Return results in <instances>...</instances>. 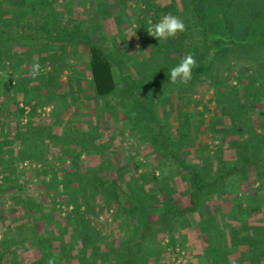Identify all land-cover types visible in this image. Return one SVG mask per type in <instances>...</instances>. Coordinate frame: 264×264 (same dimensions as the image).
<instances>
[{
	"label": "trees",
	"instance_id": "obj_1",
	"mask_svg": "<svg viewBox=\"0 0 264 264\" xmlns=\"http://www.w3.org/2000/svg\"><path fill=\"white\" fill-rule=\"evenodd\" d=\"M19 1L24 3L21 5ZM57 1L58 0H38L39 5H36V2H32L30 5H28L26 0H18L16 2L12 0H0V3H3L1 4L3 6L2 12H4L1 15H3L5 18H10L16 13H25L27 15L28 13L33 12L32 8L34 5H36V7H34V11L37 10V6L40 8L38 15L40 18L39 24L34 26L28 24L29 27L24 26L25 28L27 27V30L26 34L22 35V37L18 36L17 38H14L12 32H8V29L11 28H6L2 25L0 26V32L2 27L4 30V34L0 33V66H4V61L6 59V67L9 65L8 69H13L19 64V61L24 62V60L34 57L30 56L28 53L39 55L41 51L47 52L48 54L45 57L40 56L37 60L48 62L51 55H55L54 53L58 52V54L55 56V61L51 62V72L43 73L39 76V78L33 79L29 73H25L26 76L21 75L18 81H16L14 76L9 74V70V72H4V75H0V127L3 129L2 132L4 134L3 138L0 139V182H2V184H0V193H2V191H4L6 188H11L15 191V195L12 196L14 209L9 215V218L12 217V219H14V223L19 225V223H17L19 218L18 216L14 215L15 212L22 211L24 212V215H28L29 219L24 220L23 225L20 224L16 227H19L18 229L22 230L25 227H28L29 231L33 235L35 234L34 237L30 238V241L33 242H31L32 244L36 245L38 251L42 254L41 258L36 264H50V262L54 264H60L59 261H61L62 256L66 257L68 261H72L73 264H77L78 258L73 259L72 256H70V249L63 241L64 236L61 233V229L59 230L61 227V220L59 219V216H54L52 218V221L55 223L57 222L55 226L59 231V236H55V238H53L51 232H45L41 237H39L35 233L37 229L35 227L37 218L34 211L35 209L44 207L43 205L45 202L41 200L42 198L33 199L26 196L25 189L27 187L24 184V180L22 182V178L25 180L38 178L40 180L44 177V173L42 169H24L22 168V164L26 159H30L32 165L36 162L40 163L42 164V168L45 167L46 171L49 168V164L46 161V163H44V161L40 162L42 161L40 160L41 155L36 151L35 148H14V146L18 144L17 133L20 132L21 125L16 123L13 118L20 115L24 116L25 110L20 107L22 102H24L26 105H29L32 111L31 115H35L39 106L50 105L53 103L55 104L57 100L60 99V96L71 105L75 99L82 95V91L79 93L78 88H75L74 85L80 80V72L74 71V69L82 64L81 60L76 62L78 58L76 57L77 55L75 52L79 43H82L86 49V52L89 54L88 79L91 80V91H94L96 98H106V105L114 102L115 105L123 110L124 115H126V117L132 121L135 129L140 133L141 141L149 144L155 149V151L158 149L169 151V155L175 156L177 160L179 159L178 154H175L172 151V148H178L180 144L183 143V138L186 136L177 137V135H174L170 130L165 132V130L162 129V131H156V129L154 130L152 128L156 124H158L159 128L161 124L157 117V108L163 105L165 99H167L169 96V92L175 91L177 88L179 92L185 90L187 92H191L199 85H201L203 88L210 87L212 83L216 85V80H214L213 77L209 75L212 65L211 58L219 56L222 51L226 50H236V48H247V50L249 48V50H255L258 49L259 46L264 45V0H180L184 7V14H186L185 20L189 25L187 26V29L191 31L190 36L189 34L182 32L178 33V37L169 38L165 42L162 41L159 43L156 38L150 36L152 40L147 38V41H149V43L154 41V45L150 46L149 43L146 44L148 49L151 51L156 50L164 57L170 56L172 58H176L177 60L173 63L170 62V65H168L167 69L162 74H160L159 77L149 78V76L147 77L148 73L145 71L144 73L142 72V76L140 74V77H136V75L132 74L131 70L129 69V72L125 73L123 77L120 76V79L117 80L114 71V66L116 65L114 60L117 59L118 62H123L125 58L119 56L117 57V52H111L109 48L105 46L104 38L106 39V37L103 35L100 37L98 36L100 35V33L98 34V21L92 23L90 28H88V33H86L83 27L80 25H64L62 21L59 20L60 18L56 20L54 14L56 12L54 4L56 5ZM146 4L150 3L146 2ZM101 10L104 11L105 8H101ZM98 11L100 13L102 12L100 9H98ZM143 25L146 27L148 26L147 23H143ZM33 28L38 30H35L34 35L35 38H39V42H37V44L35 41L33 42L31 40L32 35H30V31ZM20 30L22 33V28ZM10 34H12V36ZM146 36L147 35H144L143 37L146 38ZM188 40H191L190 42L192 46L186 51L184 47L186 45V41ZM22 41L30 46L31 50L27 51V55L18 54L9 56L8 58L3 57L2 45L6 46L9 44L7 49H12L14 45H17V43ZM144 41L147 42L146 40ZM113 42H116L115 37ZM33 49H35V53H33ZM67 49H70L69 55L64 57L62 52ZM176 49L178 50L177 52ZM183 52L186 55L192 54L197 61V66L192 70V78L187 84H177L172 88H167V95L166 92H164V95H161L162 97H160L161 99L158 102L156 99L158 89L165 86V84L170 81L168 76L170 70L177 66L181 59L186 56L182 55ZM204 54H206L207 57H205L202 62H199L200 56H203ZM70 58L74 60L72 64L69 62ZM9 61H12V64H9ZM144 67L146 70H148L150 66L146 64ZM66 71L70 73V76L66 80H63L62 76L64 73H66ZM130 77L133 78L132 81L130 80ZM253 79L254 83L258 81L257 76H254L252 80ZM122 80L123 83L120 84L119 82ZM259 81L262 82H258L257 87L255 86L256 88L253 93V99H250L249 97L250 104L255 103L253 107L248 104L247 99L245 102L239 100L232 103L228 102L229 105L227 106L228 109H233L234 114H238L240 116L249 115L250 117L252 115L257 116L256 121L251 123L253 130V125L255 126L256 122L260 124L261 118H259V113L261 111L260 109L264 108V73L262 80L260 79ZM127 82H129V84H125ZM78 86L80 89H82L80 85ZM179 86H185V88L183 89ZM33 88H38V90L41 88L44 94H41L40 92L39 95H37L33 92ZM139 88L140 91H138ZM216 88V94L221 95L222 90L218 87ZM233 91H237L235 90V87L233 88ZM141 92L144 93L143 97H141L143 94ZM192 97L193 95L188 93V95L184 98L189 103L188 105H185V108H182L181 113L184 119H187L190 115H193L192 113L197 114V112L192 111V108H197L199 103H193ZM222 102H224V97ZM198 113L200 115L199 118H203L204 115L200 114V112ZM182 124H184L183 121ZM161 132L163 135H161ZM6 144H8V146H6ZM79 150L80 152L78 154L80 155L82 153L88 154L85 148H79ZM80 155L78 157H80ZM243 161L244 164H246V167L243 168L244 170L249 171L251 167L257 168L259 170L261 166L264 167V164L262 165L263 160L260 158L257 160L253 157H250L248 154L243 158ZM147 165V163L144 164V166ZM49 166L52 167L51 165ZM183 166L184 170L188 171L192 176L197 175L196 173L198 172L196 170H192L191 168L187 167L186 164H183L182 167ZM142 167V163H137L135 165L136 172H138ZM49 172H52V170L49 169ZM55 172L57 174V169L54 171V176H52L53 179L50 183L47 184L41 180V188L46 192V194L48 192L52 193L54 197L55 194H58L56 196H59V194L61 195L62 192L63 200L65 201V199H68V197H66L65 190H70V193L72 194L74 188L73 186L78 184L79 180H75L77 178L74 179L73 177H68L63 181H60L58 180ZM233 172L234 169H231L230 167L228 168L227 166L223 165L222 162L221 168H218L216 172V179H213V182L209 185L203 183L201 180V182L196 184L195 192L207 189L209 187H213L215 189L220 188L223 186L221 184L223 182L222 180L225 177L232 175ZM153 173L154 174L151 175L153 178L152 180H154L156 183H160L161 181L156 176L155 171H153ZM97 175L86 178L89 182L90 188L95 189V187L98 186V189H100V192H102L101 194L104 195L108 200L113 201L114 197L118 196L120 199H122L118 201V211L123 213L136 210V215L140 217V213L143 211L144 196H146L140 187H137L138 189L136 188V190H134V188L131 186L130 195L128 193V191H130L129 189L128 191L123 192V187H121V184L115 183L112 180H108V178H102L103 176L99 175V171ZM259 175L261 176V174ZM144 179H147V177L145 178L144 176ZM62 186L63 190L60 189ZM164 191H166V189H164ZM160 192H162L161 195L165 199H167V197L169 198L167 193L161 190ZM168 193L171 195V191H168ZM86 196H90V194ZM79 198L81 197L77 196L76 198L77 204L81 203ZM195 198L196 195H193V201L198 205L199 202H197ZM84 199V197L81 198V200ZM84 203H86L87 207L90 208L93 204L90 201L89 205L87 200L86 202L84 201ZM125 204H130L131 207L126 206ZM76 207L77 213L80 214V205ZM158 207H160L158 209H163V216H161L157 222H143L146 230L142 231V233L137 232V236L135 237L141 238L143 241L145 235H147L150 229H153L156 233L162 232L171 235L173 234V228L167 219L168 216L170 218L173 216L174 219H177L179 216L185 215L186 213H191L193 211L191 208L181 209L180 206L170 201L159 204ZM28 221H30L29 225H27ZM166 223L168 225H166ZM54 240H56V242H54ZM50 241H53L54 244L57 243L56 246H54L55 251L50 247ZM170 241L171 242L168 244V247L174 246L175 238L172 237ZM7 242H9L7 239L0 241V264H11L13 262V258L8 260L9 251L5 245ZM138 248L143 247L138 245ZM157 251L159 252L158 254H161L165 250L162 248V250L157 249ZM127 252L128 255L126 259L120 261L119 264H134L133 262L135 260H132V250ZM56 253L61 255V257L57 256ZM94 257L95 256H93V258Z\"/></svg>",
	"mask_w": 264,
	"mask_h": 264
},
{
	"label": "rangeland",
	"instance_id": "obj_2",
	"mask_svg": "<svg viewBox=\"0 0 264 264\" xmlns=\"http://www.w3.org/2000/svg\"><path fill=\"white\" fill-rule=\"evenodd\" d=\"M12 1L16 2L18 0H12ZM92 1L93 0L75 1L74 3L77 5L75 4H74L75 6L72 5L73 8L70 10L71 14L69 15L66 9V5H64V3L66 4L68 1L58 0L55 5L56 12L54 14H55L56 19L58 20L60 18L59 20H61L64 25H68V26L69 25L70 26L80 25L83 27L86 33H88V28H90L92 23H94L97 20L100 21L99 28H98L99 29L98 34L100 33V35L98 36L99 37L101 35L105 36L106 37V39L104 38L105 46L108 47L111 52H114V51L117 52V57L119 56V57L125 58L123 62H118L117 59L114 60L116 64L114 66L115 67L114 71H115L117 80L120 79V76L123 77L125 73L129 72L130 68L136 67V66L138 68L140 67L143 73L144 71L147 72L148 73L147 77L149 76V78H155L156 75L162 74L167 69L168 65H170V62L173 63L174 61L177 60L176 58H172L170 56L164 57L156 50L151 51L150 49H148L146 44L149 43V41H147L148 40L147 38L152 40V38H150V35L147 32V28L149 27L150 24H155L159 22L160 18L165 14L172 13L180 17L185 22L186 27L189 26L185 20L186 14H184V7L180 0H148L147 3L149 2L150 4H144L142 0H138L136 2L135 0H125L126 5H127L125 8L118 7L115 10H109L105 8V11H102L100 8L101 6L99 7L98 4ZM33 2H36V5H39L38 0H33ZM99 8H100V11H102L101 13L98 11ZM143 23L145 24L147 23L148 26L147 27L144 26ZM15 29L17 30L16 26H15ZM185 33L189 34L190 36L191 31L187 29ZM144 35H147L146 38L143 37ZM192 35L194 36L193 33ZM114 37H115L116 42H113ZM176 37H178V34ZM144 40H146L147 42H145ZM157 41L159 43L162 41L165 42L166 40L159 41L157 39ZM190 41L188 40L185 43L186 45L184 49L186 51L187 49H190L192 46ZM18 44L13 46L15 47L14 48L15 50L18 48L17 47ZM149 45L150 46L154 45V41H152V43L150 42ZM177 49H176V52L179 50ZM245 50H247V48L245 49L236 48V50H226V51H222L219 56L217 57L215 56L211 58L212 65H211L209 75H211V77H213V79L216 80V85L212 83V85L208 88L207 87L203 88L201 85H199L198 87H195L194 90L191 92L189 91L187 92L186 90L179 92L178 88L175 91H170L169 96L167 99H165L163 105L157 108V112L160 115L163 114V118L165 117L167 121H169L168 119H170L174 115V119H175L174 122L178 124V130L177 131L175 130L174 133L177 135V137L186 136L185 138H183L184 144L181 143L180 146L182 144L183 146H185V144L187 143L188 145H191V148H198V149L199 148H238L240 158L243 159L248 154L250 157H253L257 160L258 158L263 160L262 161V165H263L264 164V136H263L264 135V121H263L264 108L260 109L261 110L259 113V116H260L259 118H261L260 124L256 122V124L258 125L256 124L255 126L253 125L254 128L256 129L258 128L257 130L261 132V134H263L262 135L263 137L261 139L262 141L259 140L256 142L260 150L257 149L254 151V148L250 146V142H247L246 138L244 137L246 133H244V130L242 129V127H240V120H239L240 116L238 114H234V111L232 108L228 109L227 107L229 105L228 102L232 103L238 100L245 102L246 99L248 101V104L253 107L255 103L250 104L249 97L250 99H253V93H254L255 88L258 85V82L260 83L262 82L259 80L260 79L262 80V76L264 73V45L259 46V48L255 50L253 49L249 50V48L247 51ZM69 52H70V49L69 50L67 49V50H64L62 54L64 55V57H67V55H69ZM43 53H46V52L41 51L39 56L42 55ZM75 53L77 55L76 57L78 58L76 62H78L79 60L82 61V64L74 69V71L80 72L79 74L80 80L78 81L79 83V82H83L88 79L89 54L86 52V49L84 48L82 43L78 44V47L76 48ZM82 53H83V57L81 55ZM9 55L10 53L6 51V55H3V57L8 58ZM182 55L185 56L186 54L183 52ZM55 56L56 54L50 57L48 62L39 61L41 68H42V74L51 72L52 70L51 62L55 61L54 60ZM205 57H207L206 54H204L203 56L201 55L199 62H202ZM6 62L7 60L5 59L4 63L6 64ZM69 62L70 64H72L74 60L70 58ZM5 64L4 66H0V70H1L0 73L7 72L9 70L8 69L9 65L6 67ZM9 64H12V61H9ZM146 64L150 66L148 70H146V68L144 67L146 66ZM9 74H12L13 76L15 75L14 72H9ZM21 74L25 75L23 73ZM69 76H70V73H68L67 71L62 76V79L66 80ZM138 76L140 77V74H138ZM254 76H257L258 81L256 83H254V79L252 80ZM132 77H130L131 81L133 80ZM78 83L76 82L74 85H75V88H78L79 93H81V91L83 92L84 90L79 88ZM119 83L122 84L123 80L120 81ZM125 84H129V82ZM177 84L184 85L183 83H180V82L173 84L169 81L168 83L165 84V86L160 87L158 89L157 98H156L158 102L161 99L160 97L164 95L163 93L166 92L167 88H170V87L172 88L174 85H177ZM179 87L183 89L185 88V86L184 87L179 86ZM216 87L222 90L221 95L216 94V90H217ZM234 87H235V90H237L235 92L233 91ZM138 91H140V88L138 89ZM33 92L36 93L37 95H39L40 92L41 94H44L41 88L40 90H38V88L37 89L33 88ZM188 93L193 95L192 97L193 103L198 102L199 106L197 108H192V111L197 112V114L192 113L193 115H190L188 117L189 119L188 118L184 119L181 112H182V108H185V105L189 104L184 99L188 95ZM166 95H167V92H166ZM143 96H144V93L141 95V97ZM223 97H224V102H222ZM59 98H61V96ZM106 106L108 107L109 105H106ZM20 107L25 110L24 118L26 119V117H28L29 113L31 112V107L29 105H26L24 102L20 104ZM37 110H38L37 113L42 114V116L46 118L51 115L54 109L52 108V106L44 105V106H39ZM198 112L204 115L203 118L201 117L199 118L200 115ZM255 119H257V117ZM182 121L184 122L185 125L182 124ZM161 122H162V127H164V130H166V128L168 127L167 122L166 121L165 122L161 121ZM213 123H214V126L211 125ZM201 124L203 126H205V124L210 125L213 128L212 135L211 133L207 132L209 128L207 127L202 128L200 126ZM193 129H196V133L194 132ZM1 131H2V128L0 127V133ZM127 132L128 131L125 130L124 134ZM234 132H236L237 134L232 135ZM128 134H129L128 136H122V135L118 136L116 140L115 139L114 140L118 142H122V145L124 146L123 148H125L122 154L127 155V157L131 160V163L134 164V167H132V165L130 166V169H132L131 172L134 175L133 177L131 176V174H128L126 169H123L122 166L119 167V165L117 164V161H115L116 159H119L118 156L121 154L119 153L117 157L114 156L113 152L115 148H117L116 146L117 142H115L116 144L113 143L114 145H111L109 148H102L107 159L102 164L100 163L99 166L96 164V162H92L91 158L89 159V155L85 153H82L80 157L78 158L79 161L82 162L81 167L79 168L77 166L78 165L77 160L75 161V159H73L72 156H68V155L62 156L61 155V156L49 157L48 153L43 154L42 152H40L42 153L40 154L41 155L40 160H42L40 162H43V161L44 163L47 162L52 167L48 165L49 168L46 171L45 167L42 168V164H41L40 169H42L44 173V177L40 180L37 178L38 181L36 178L26 179V180L22 178V182L24 180V184L27 187L25 189L26 196L31 197L33 199L42 198L41 200L45 202L44 207H43L45 208L44 209L45 212L51 213L52 208H56L57 209V210L55 209L56 212L59 213L60 217L62 219H65L66 221L67 218L72 216L73 212H76L75 211L76 206L80 205V211L89 209L86 203L82 202L80 204H77L76 199H74L73 201L69 199H70V196L74 197L75 194L76 195L79 194V192L81 191L80 189H77V188L80 187L81 183L85 184L84 181L86 180V178L90 176H96L98 171L100 175L103 176L102 178L108 177L109 180H112L118 184L120 183L123 184V182L125 180H128L129 177L138 178L136 183H134L136 185L144 184V182L148 180L151 181L153 179L151 176L152 174H154L153 171H155V174L157 177L159 178L164 177L166 179L168 178L170 181L172 176H175V170L173 171V169L168 166V163L169 161L175 160L176 159L175 156H170L169 151L161 150V149L148 153L147 148L149 147H145L144 144L139 142L138 138L134 137L133 134H131L130 132ZM205 135H208V136L205 137ZM0 139H2L1 136H0ZM226 140H228L229 142L225 146L224 144ZM179 147L172 148V151L175 154L176 153L178 154V151L180 150ZM45 149L47 150V148ZM199 155H200V151L198 150V156ZM31 163L32 162L30 159H26L22 164V168L24 169H31V168L38 169L39 168L38 165L40 163L36 162V163H33V165ZM137 163L143 164V167L138 172H136L135 170V165ZM146 163L148 165L144 166V164ZM210 165H212L213 167V162H209L207 164V169L209 168ZM49 169H51L52 172H49ZM56 169H57V174L56 172L55 174L58 180L60 181H63L65 178H68V177H71V178L73 177L74 179L77 178L75 180H79L78 184L73 186L74 187L73 192H72L73 194L65 190L66 197L70 195L67 200L65 199V201L63 200L62 192H61V195L59 194V196H56L58 194H55V197H54L52 193L50 192L46 194V192L41 188V185H40L41 180L42 182L44 181L47 184L50 183L53 179L52 176H54V171H56ZM211 169L212 168H209L208 170L204 169L202 171V173H204L205 171L204 176H206L207 179H209V177H211L214 174L213 169L212 171ZM256 170L258 169L257 168L252 169L251 167L249 171L244 170V169H242L241 172L239 170L234 171L235 173H233L232 175L233 178L236 177L237 179H240V180L247 179V182L249 185L248 186L246 185L245 187L246 190H243L241 188L237 189L238 187L237 184L234 186H225L223 184L224 187L221 186L220 188H217V189L212 187L208 189L207 191L205 190L202 193L197 195L195 199L197 200V202H199L198 205L194 203L193 195H192L191 200L193 203L189 208L193 209V211L191 213H186L185 214L186 216H184L186 219H187V216H190V220L189 219L186 220L185 223H182L181 221L180 224L189 227L188 225H191L189 221H192V223L196 221V218L194 217L193 212L199 213L202 210L205 211L204 207L208 205L207 201L211 197L210 193L211 194L214 193L215 195L213 194V196H216V194H220L223 197H225L226 195L225 192L228 189H230L231 191H236V193L242 191L240 192L241 195L244 197H247L249 200L250 196L253 195L252 190L260 191V189H262L263 197H257L254 202L255 204L260 201L264 202L263 200L264 199V184H262V181H264V167L261 166L258 170L261 176L258 174V171ZM82 173H83V176H82ZM144 176L145 178L147 177V179H144ZM0 184H2V182H0ZM180 186L182 185L180 184ZM121 187L123 186L121 185ZM60 189L63 190V186ZM124 191L125 190H123V192ZM94 193L92 195H94L96 199L100 198ZM155 194H158V193H155ZM168 194L169 196L172 195V194L170 195V193ZM245 194H248V195H245ZM14 195H15V191L14 189H11V188H6L4 189V191H2V193H0V221H2L0 222V241H2L3 239H7L9 241L5 245L9 251L8 260L13 258V262L11 264H36L37 261L41 257H40V252L38 251V249L36 247L34 248L32 246L33 242L30 241V238L34 237L35 234L33 235L30 231H28V229H25L27 233H22L21 230L17 232V227H16V226H19L20 224L23 225L24 220L29 219L28 215H24V212L22 211H17L14 213V215L18 216L19 218L17 222L19 223V225L14 223V219H12V217L9 218L11 211L14 209V206H13L14 203L12 202V198H13L12 196ZM104 197L100 198L101 202L99 203V207L101 208L103 206L100 212L102 215L107 213L104 215V218L109 216L107 218L109 220H104L108 222L106 224L108 226L110 225L109 222H111V220L113 219L111 218V216L115 217V214L117 212L115 209L116 207L115 203L117 201L116 202L110 201L111 203L110 205L109 200L106 197L105 198ZM117 197L115 198L117 199ZM244 197H242L240 201L243 207H247L249 203ZM210 204H211L210 205L211 207L216 205L218 210L221 209L224 211L226 208L225 199H223L222 197L221 198L217 197L216 201H212L210 202ZM249 212H250V209L248 208L247 213ZM52 213L55 214V212H52ZM53 214L52 216L54 217ZM251 216L252 215L248 214V217H251ZM38 217L39 216H36V218ZM252 217H255V216H252ZM170 219L168 221L173 228L172 229L173 234L169 235V234H165L162 232H160L161 234L156 233L157 236L160 235L158 238L159 239L158 242L160 243V244L158 243L159 244L158 250H162V248H164L165 251H163L161 254H158L159 252L157 251L155 247L156 245H154L153 249L150 248V250H144V248H136L132 250V255H133L132 260L133 261L135 260L133 262L134 264H143L150 260H152L151 264H158L161 261H164L163 264H189L190 263V260H192L193 258L191 257L192 255L190 254V249L187 247L186 243L182 241L181 238L177 234L176 227L178 226H177V223L175 222L176 220L174 218L173 219L170 218ZM215 220L221 221L222 219H220V217H216ZM30 221H28V224ZM66 225H69V223L67 224L66 222L65 223L63 222V224H61L60 225L61 227L59 228V230L61 229L63 236L64 234L68 233V226ZM166 225L168 224L166 223ZM49 228L50 227H49L48 220L40 221L38 224V229H36L35 233L39 237H41L45 232H51L52 236L55 232L59 233V231H57L58 229L56 228V226L55 228L52 229V231H50ZM209 228H212V227H209ZM14 230H16V233ZM54 230L55 232H53ZM202 232L206 233L205 230ZM217 234H218V242L216 241L214 242V244L216 245L217 243L219 244L220 247H224L223 239L226 236V234L225 233H222V234L217 233ZM215 235L216 233L214 232L213 236L215 237ZM172 237L175 238L174 246L168 247V244H170L171 242L170 240ZM212 242H213V239H212ZM207 243L211 245V248H209V251H212L213 249L218 248L216 246H213V244L211 243V238L210 240L208 239ZM52 249L54 250L53 247ZM85 249H86L85 246L77 248L76 249L77 254L75 256L71 255V252H70V256H72L73 259L78 258L77 264H86L85 257L88 258L89 251L83 257L82 256L83 250ZM90 250H91L90 251L91 255L95 253L94 252L95 248L90 249ZM108 253L109 255L111 254L110 252ZM57 256L61 257V255L59 254H57ZM93 256H96V255L94 254ZM105 257H108V256H103V255L101 256V258H105ZM59 262L60 264L61 263L73 264L72 261H68L66 257H63V256L61 258V261ZM51 264H54V263H51Z\"/></svg>",
	"mask_w": 264,
	"mask_h": 264
},
{
	"label": "crops",
	"instance_id": "obj_3",
	"mask_svg": "<svg viewBox=\"0 0 264 264\" xmlns=\"http://www.w3.org/2000/svg\"><path fill=\"white\" fill-rule=\"evenodd\" d=\"M26 1L28 5H30L33 2V0H26ZM67 1L68 2L66 4L64 3V5H66V9L70 15L71 14L70 10L73 8L72 5H74L75 4L74 2L77 0H71V1L67 0ZM136 1L138 0H135V2ZM147 1L148 0H142L144 4H146ZM92 2L98 4L99 7L101 6L102 9L107 8L109 10H115L118 7L125 8L127 6L125 0H93ZM19 3L22 5L24 2L19 1ZM1 4L3 3H0V5ZM2 7L3 6L1 5L0 26L2 25L3 27L11 28L8 29L9 30L8 32H12L14 38H17L18 36L22 37V35L26 34L27 27L25 28L24 26H28V24H31V26L39 24L40 18L38 15L40 8L37 6L36 8L37 10L34 11V7H36V5H34L32 8L33 12L29 11L30 13H28L27 15L25 13L24 14L16 13L14 16L10 18H5L3 15H1L4 13L2 12L3 11ZM54 8H55V4H54ZM97 21L98 23L100 22L99 20ZM15 26L17 30L15 29ZM3 27L0 32L1 34H4ZM21 28L23 30L22 33L20 32ZM36 28H33L30 31V35H32L31 40L33 42L35 41L37 44V42H39L38 41L39 38L34 37L35 30L38 31ZM12 34L10 35L12 36ZM8 46L9 44L6 46L2 45L3 55H6V51L10 53L9 56L17 55V54L27 55V51L31 50L30 46L28 44H25L24 41L18 44L17 46L18 48L16 50L14 49L15 47L12 46H11L12 49H7ZM34 50L35 49L32 50L33 53H35ZM28 54L34 57H31L30 59H26L24 61L25 63L23 61H19V64L17 63L18 65H16L17 67L15 66L13 69L9 70L10 72H14L15 74L14 78L16 79V81H18V79L21 77L22 75L21 73L23 74L30 73L31 65L34 62H39V60L37 59L40 56L42 57L46 56L48 53L47 52L43 53L40 56L30 53ZM54 54H58V52H55ZM81 55L83 57V53ZM52 56L53 55H51V57ZM130 70L131 73L136 76H138V74H141L142 76L143 74L142 73L143 71L140 69V67L139 68L132 67L130 68ZM156 77H159V75H156ZM87 80L83 82H79V85L82 87L84 91L82 92V95L79 96L77 99H75L71 105L68 104L64 98L58 99L55 104L54 103L50 104L49 106H52V108L54 109L50 116L45 118L42 116V114L37 113L38 110L35 115H31L32 112L31 111L29 113V116L26 117V119L24 118L23 115L15 116L13 119L15 120L16 123H19L21 127H20V132L17 133L18 144L14 146V148H35L38 153L40 152H42L43 154L48 153L49 157L61 156V155L72 156L73 159H75V161L77 160L78 163L77 166L80 168L82 162H80L78 159L79 158L78 156L80 155L78 154L80 152L79 148H85L88 153L87 155H89V159L91 158L92 162H96V164L99 166L100 163L102 164L107 159L102 148H109L111 145H114L113 143L117 142V144L115 143L117 148H115L113 153L115 157H117L119 153L121 154L118 156L119 159L115 158L116 159L115 161H117L119 167L122 166V168L126 169L127 173L131 174V176L133 177L134 175L131 172L132 169H130V166L132 165V167H134V164L131 163V160L127 157V155L122 154L125 148H123L124 146L122 145V142L115 141L116 138L121 135L128 136L129 135L128 133L130 132L131 134H133L134 137L138 138V141L143 143L145 147H149L147 148L148 153L155 151V149L152 148L149 144H146L140 140V133L137 132L132 121H130V119L127 118L126 115H124L123 110L120 107L115 105L114 102L109 104V106L107 107L105 105L106 98L103 97L96 98L94 91H91L92 90L91 80L90 79ZM157 114H158L157 117L160 120L161 124L159 128H158V124L151 127L154 130L156 129V131H159L161 129L164 130V127L162 128L161 126L162 125L161 121L164 122L166 121L168 127L166 128L165 132L170 130L174 135H176L174 131L178 130V124L174 122L175 121L174 115L170 119H168L169 121H167L165 117L163 118V114L162 115H160L159 113ZM256 117L257 116L254 115H252L251 117L249 115L248 116L241 115L239 117V120H240V127H242L244 133H246L244 135L246 141L250 142V146L253 147L254 150L257 149L260 150L256 142L261 140L264 135L257 130L258 128L257 129L254 128V130H252L253 128H251L252 127L251 123L253 121H256L255 119ZM211 125L214 126V123ZM200 126L202 128L204 127L209 128L207 132L211 133L212 135L213 128L210 125L205 124V126H203L201 124ZM125 130H127L128 132L124 134ZM193 130L196 133V129ZM0 134L1 137L3 138L4 134L2 131ZM236 134L237 133L234 132L232 135H236ZM161 135H163L162 132ZM207 136L208 135H205V137ZM228 142L229 141L226 140L224 145L226 146ZM183 144L179 147L180 150L178 149L180 151V152L178 151L179 159L177 160L176 158L175 160L169 161L168 163V166L172 168L173 171L175 170V176H172L170 181L168 178L166 179L164 177L163 178L158 177L161 181L160 183H156L155 181L148 180L144 182V184L136 185L134 183H136L138 178L129 177L128 180H125L123 182V184L120 183L123 186V190L125 191H128V189L130 190L128 191L130 195H131V188H130L131 186L134 188V190H136L137 187H140L141 190L146 195L144 196L143 211L142 213H140V217L136 215L137 213L136 210L123 212V213L118 211L119 210L118 201L122 199H120L119 197H117L116 199L114 197L113 201L109 200V204L111 205L110 201L111 202L117 201L115 203L116 206L115 209L117 212L115 214V217L111 216V218L113 219L111 220V222H109L110 225L107 226L106 224L108 222L104 220H109L107 219L109 216L104 218V215L107 213L102 215L100 212L103 206L101 208L99 207V203L101 202L100 198L104 197V195L101 194L102 192H100L98 186L95 187V189L90 188L87 179L84 181L86 184L81 183L80 187L78 188L81 191L79 192V195L75 194L74 197L73 196L71 197L69 195L70 196L69 200L73 201L74 199L77 198V196H80L81 198L84 197L88 201L89 205H90V201L91 203H93L91 205L92 206L91 208L89 207L88 210L85 209L83 211H80L81 213L79 214L77 213V207H76L75 210L76 212H73L72 216L67 218L66 221L65 219H62L60 217L59 213L56 212L57 210L56 208H52V212H55V214H53L52 212L51 213L54 216H59V219L61 220L60 221L61 224H63V222L64 223L66 222L67 224L69 223V225H66L68 226V233L64 234L63 241L69 247L71 255L75 256L77 254L76 249L85 246L86 249L83 250L82 256L84 257L85 254H87V252L89 251L88 258L85 257L86 264L88 263L119 264L120 261L126 259L128 255L127 251L138 248V245L142 246L144 250H150V248L153 249L154 245H156L155 247L156 249H158L160 244L158 242L159 240L158 238L160 235L157 236L156 232L153 229H150L147 235H145L143 241L141 240V238L135 236H137L136 235L137 232L142 233V231L146 230L143 222L146 221L152 223L157 222L160 219V217L163 216L164 211L163 209L162 210L158 209L160 208L158 207L159 204L165 203L166 201L168 202L170 201L180 206L181 209H187L193 203L191 200L192 195H196L197 197L198 194L202 193L205 190L207 191L208 189H210L209 187L207 189H203L201 191L195 192L196 184L198 182H201V180L203 181V183L207 185L211 184L213 182V179H216V172L218 168H221L222 162L223 165L227 166L228 168L230 167L231 169H234V171L239 170L241 172L242 169L246 167V164H244L242 161L243 159L240 158L238 148H199L198 149V148H191V145H188L187 143L185 144V146H183ZM6 146H8V144H6ZM45 148H47V150ZM198 150L200 151L199 156H198ZM209 162H213V167L212 165H210L209 168L213 169L214 174L211 177H209V179H207L206 176H204L205 171L204 173H202V171L204 169L206 170L209 169V168L207 169V164ZM183 164H186L187 167L191 168L192 170H196L198 172L196 173L197 175L192 176L188 171L184 170V166L182 167ZM38 167H39L38 169H40L41 164H39ZM253 168L254 167H252V169ZM232 175L225 177L222 180L223 182L221 184L222 185L224 184L225 186H234L237 184L238 185L237 189L241 188L243 190H246L245 189L246 185L247 186L249 185L247 179L240 180L237 179L236 177L233 178ZM180 184L182 186H180ZM262 184H264V181H262ZM163 188L166 189L167 192L164 191ZM160 190L167 194L168 191H171L172 195L169 196L168 194L169 198L167 197V199H165L160 194L161 193ZM67 191L70 192V190ZM252 191H253L252 192L253 195L250 196L249 198L250 201L248 200L247 197L241 195L240 192L242 191L236 193V191H231L230 189H228L225 192L226 195L224 194L225 197H223L220 194H216V196H213L214 193L213 194L210 193L211 197L207 201L208 205L204 207L205 211L202 210L199 213L193 212L196 221H194V223H192V221H189V223L191 224L188 225L189 227L185 225H181L180 222L182 221V223H185L186 220L188 219L190 220V216H187L186 219L184 217L186 215H181L177 219H175L176 220L175 222L177 223L178 226L176 227L177 234L181 238V240L186 243L187 247L190 249V254L192 255L191 257H193L192 260H190L189 264L192 263L193 264H264V202L260 201L257 202L256 204L254 202L257 197H263V192H262L263 190L260 189V191L258 190L256 191L252 190ZM86 192H88L90 196H86L89 195ZM93 193L99 196L100 198L96 199L95 196L92 195ZM240 196L244 197L249 203L247 207H243V205L241 204L240 199L242 197ZM217 197L220 198L222 197L223 199H225L226 208L224 211L221 209L218 210L216 205H214L213 207L210 206L211 205L210 202L216 201ZM81 198H79L81 203L82 202L84 203V201L86 202L85 199L81 200ZM126 206H130V204H126ZM248 208L250 209L249 213H247ZM44 209L45 208L43 207L39 209H35L34 212L37 214L36 216H39L37 218V222L35 223V227L38 229V224L40 221L48 220L50 227L49 229L50 231H52V229L55 228V224L57 222L55 223L54 221H52L53 218L52 214L45 212ZM248 214L255 217L252 216L248 217ZM216 217H220V219H222L223 221L222 220L216 221L215 220ZM171 218L173 219V216H171ZM167 219L169 220L170 217L168 216ZM18 228H17V232L21 230L22 233H26L25 229H28L29 231L28 227H25L23 230ZM204 230L206 231V233L202 232ZM14 231L16 233V230ZM53 232H55V230ZM214 232L216 233L215 237L213 236ZM55 233L53 234V238H55V236H59V233L57 232ZM217 233L226 234V236L223 239L224 247H220L219 244L217 243L216 245L214 244V242L216 241L218 242ZM210 238L213 246L218 247L213 249L212 251H209L211 245L207 243L208 239L210 240ZM54 242H56V240H54ZM56 244H54L53 241H50L51 248L52 247L54 248ZM32 246L34 248L36 247L35 244H32ZM93 248H95L94 254L96 255L94 259L92 258L94 254L91 255L90 253L91 251L90 249ZM108 252H110L111 254L109 255ZM41 255L42 254L40 253V257ZM102 255L108 257L101 258ZM151 263L152 260L143 264H151ZM163 263L164 261H161L158 264H163Z\"/></svg>",
	"mask_w": 264,
	"mask_h": 264
},
{
	"label": "clouds",
	"instance_id": "obj_4",
	"mask_svg": "<svg viewBox=\"0 0 264 264\" xmlns=\"http://www.w3.org/2000/svg\"><path fill=\"white\" fill-rule=\"evenodd\" d=\"M187 30L185 22L178 16L168 13L163 15L159 22L150 24L147 32L150 36L161 40L175 38L178 33ZM131 38V37H130ZM197 66V61L192 54H188L181 59L179 64L173 67L169 73V80L175 84L177 82L187 84L192 78V70ZM30 76L35 79L42 74V68L39 62L31 65ZM0 75H4L0 73ZM51 264V262H50Z\"/></svg>",
	"mask_w": 264,
	"mask_h": 264
}]
</instances>
